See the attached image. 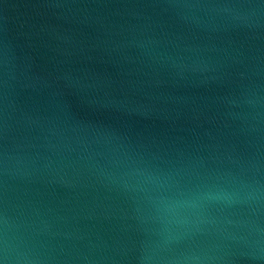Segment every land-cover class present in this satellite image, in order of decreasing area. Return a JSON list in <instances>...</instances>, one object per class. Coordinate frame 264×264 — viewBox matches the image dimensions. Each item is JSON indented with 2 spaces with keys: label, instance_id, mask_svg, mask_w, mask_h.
<instances>
[{
  "label": "water",
  "instance_id": "obj_1",
  "mask_svg": "<svg viewBox=\"0 0 264 264\" xmlns=\"http://www.w3.org/2000/svg\"><path fill=\"white\" fill-rule=\"evenodd\" d=\"M0 264H264V0H0Z\"/></svg>",
  "mask_w": 264,
  "mask_h": 264
}]
</instances>
